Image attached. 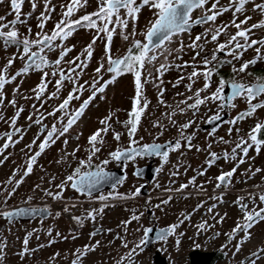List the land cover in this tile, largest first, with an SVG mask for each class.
I'll list each match as a JSON object with an SVG mask.
<instances>
[{
	"label": "snow or ice",
	"instance_id": "6c2138e0",
	"mask_svg": "<svg viewBox=\"0 0 264 264\" xmlns=\"http://www.w3.org/2000/svg\"><path fill=\"white\" fill-rule=\"evenodd\" d=\"M5 0H0V3H4ZM31 4L32 11L29 13L23 14L22 18V6L25 3V0H10V6L12 12L15 14V18L11 21L5 23L6 17L0 16V41L3 42L4 47L15 46L18 49L17 55H13L9 58L6 64L0 68V121H5L8 123L9 131L5 133H0V139H4V143L0 145V155L9 148L19 143L26 132V129L23 127H17V121L19 120L21 113L24 111V106H17L16 96L20 94V85H17L13 89V98L8 100V105L16 109L14 115L10 118H5L3 108L5 107V95L4 88L7 84L12 83L18 77L27 75L30 71H40L42 73L40 83L36 88L31 91L34 93V97L24 96V99L34 98L37 101H40V106L37 107L35 104L33 107V112L27 117L28 121L40 126V131L34 137L31 143L25 146V148L31 152V155H27L26 167L23 171V176L20 179L14 181L15 176L19 169L13 172L12 177H9L7 183L12 184L14 181V187L7 192V196L4 199V204H7V200L15 193L16 188L23 182L24 177L30 175L33 171V166L37 162V158L45 152L47 148L52 146L59 140L61 137H64L70 129L80 120L84 115L85 110L89 107L90 104L96 99L98 94L105 93L106 88L114 84L116 80L124 74H132L133 83L135 87V95L132 98V109L128 112V119L122 121L121 123L127 130V135L129 137V144L126 149L121 150L119 147L109 153L110 157L116 161H133L137 157L147 158V157H158L161 160V166L156 169V172H160L163 168V165L168 162L169 155L172 152H175L181 147H187L189 150L192 149L193 145L191 143L193 136L186 135V130L191 127L193 121L189 120L188 122L178 126L179 135L174 141H167L164 144L155 142L158 137L153 139L152 143H141L143 137L140 140H137L136 133L139 129L141 119L144 116L146 110L150 105V101L145 95V85L151 82L153 87L157 89V101L160 104H165L163 100L164 92L166 89L163 87L162 77L165 72L169 70L173 65L168 63V56L175 52L177 54L184 51L185 47L192 49L195 52L193 60H196V57L200 56L201 52L204 51V47L209 42L216 43V48L213 50L211 57L204 56L202 59V70L196 65H189L188 62H185L183 65H178L177 67H188L192 66L193 70L190 74L187 75L189 81L185 85V88L192 92L193 84L196 79L203 77L204 84L202 88L196 89L191 96H187L184 100L178 101L176 108L171 112L164 113L169 122L173 125H176L177 122L173 119L175 115L184 114L186 110H193V115H196L199 111L201 105L206 104V102H215L221 101L218 105L220 111L216 112L214 115L210 116L206 121L209 124H214L217 121H221V113L225 108H234V100L239 97H244L248 102V108L246 111L239 113L236 117L231 120L225 121L230 125H236L239 121H242L246 118L253 116V114L259 108H264V101L259 103H253L258 97L264 95V77H257V82L251 85H247L243 82H237L234 78L226 81L223 77L220 78L219 84L214 92L210 95L202 96V93L206 92L211 87V78L214 74H217V69L225 62L218 60L217 53L225 52L226 55L232 57V60L227 61V63H232L233 60H240L244 52L248 51L251 48H255V57L251 60L244 61L240 64L239 67H236L233 64L232 72L233 74L245 73L250 65H254L258 60H264V38L259 40L252 39V34L254 30L259 28H264V19L259 20L257 23L251 24L249 27H243L246 25L249 20L252 19L251 16L245 15L243 20H240L237 23L238 15L243 14L246 11V5L249 3L253 4L252 11H259L261 16H264V3H255L254 0H229L227 6H221L220 0H97V10L92 13H86L82 16H79L77 19H72L75 13L85 7L88 3V0H69L65 4H61L62 9L61 19L55 23L54 28L50 33L45 32L46 23L52 18V13L55 11V6L52 5V0H43L44 11L40 12L37 20V28L39 31L36 33V38L31 39L32 29L29 27L27 30V35L21 34L16 28L17 24H27L28 19L36 11L38 3L40 0H29ZM211 4V7L207 5ZM144 7H148L152 11L153 19L149 21V26L144 33L146 42L142 43L140 40L133 39L131 47L123 56L114 57L111 54V44L113 40V35L116 34L117 29H119V34L124 40H128L129 36H136L135 23L138 20L139 14ZM200 9L202 14L193 19L192 13L194 10ZM232 11L233 19L230 23L217 25L215 22L217 18L224 13ZM131 21L133 27L132 31L128 34H125V29L128 28L129 22ZM196 25H208L204 29V32L195 36L190 44L184 45L183 42L180 43V46L176 49L167 48V44H171L173 37L179 35L183 32H190L193 26ZM234 27L236 29L235 33H230L228 29ZM80 28L85 29H94L95 35L93 36L92 41L85 46L72 60H65V57L73 50L74 45L68 46L64 42L73 35L74 32ZM4 29H8L5 31ZM101 34L106 37L107 43L105 44V58L107 60V67L104 63H100L99 66L94 70L95 76L90 82L91 94L80 103L79 107L76 109H71L70 105L72 101H78L81 99L84 91L88 90L86 85H89V81L80 83V77L88 67V63L93 56L94 45L97 39L102 38ZM221 36L225 37L224 42H219ZM210 37V40H209ZM59 41V43H56ZM36 47L38 51H32V48ZM56 48H60L58 57L54 61H50L47 58V52H52ZM22 49V50H21ZM226 50V51H225ZM157 51L164 56L163 63H160L158 67L155 68V75L149 65H153V62L157 60ZM21 59L24 61L23 67L17 70L14 74L10 73V69L13 66L15 59ZM176 59H179L177 55ZM64 65V66H62ZM66 66V67H65ZM46 68H50L51 71H45ZM107 71L111 74L109 79L104 80L103 72ZM252 75V73H248ZM58 77L55 80V90L47 94L46 99L45 93L48 87V84L51 82L49 77ZM185 77L181 75L178 80L173 84V87L179 85ZM101 81H103L101 83ZM65 82H68L72 85L71 90L68 92V95L55 107L52 111L45 112L42 111L44 104L47 100L56 99L60 96L62 89L65 86ZM229 87L230 92L227 95H224L225 88ZM177 95H183V93H177ZM103 95H100V99H104ZM193 101L188 103V101ZM184 105L185 107H180ZM171 108V105H166ZM60 113L58 116L57 114ZM35 116V119L33 117ZM47 117H54L55 121L49 127L44 123ZM113 120V114L109 113L108 116L100 119L99 123L102 127L97 128L88 137V144L90 146L89 155L87 160H80L79 166L75 168L72 174L68 175L61 184L56 185V188L59 191L53 193L45 189V195L51 196L54 200H59L62 198L63 191L65 186L71 182V187L74 190H77L81 193H88L91 195L92 191L96 189L100 184L108 182L111 177L104 168L100 165H95V171L83 172L82 168L93 167L92 159L97 152L100 151V148L97 146L104 143V135H106L111 129ZM31 126V125H29ZM153 127H159L162 129L164 126L160 124L159 121L153 123ZM219 125L217 124L209 132V136H214L215 132ZM232 128H229V135H231ZM239 133V129H236ZM264 122H257L254 127H252L247 135V138L240 137L235 142H230L225 140L224 137H219L218 141L220 143L229 144L233 143L234 146L231 148V151L225 149L222 153H217L211 151V144L208 145L209 151L206 158V164L210 168L218 160L223 159L227 162H235V166L230 170L224 171L221 170L220 174L215 177L216 185L215 189H220L221 187L226 190L231 186L233 182V177L237 171L239 165L246 162L248 158V152L250 149L254 148L256 153L259 154L262 147H264ZM162 134V132L160 133ZM122 133L113 130V139L117 142L120 141ZM43 136L41 140L40 137ZM14 137H17L14 139ZM79 138V135L76 137ZM38 144V150L34 152L33 147ZM183 141V144H182ZM64 144H68V140H64ZM79 150V146L73 150L72 153L65 152L64 156L72 155L75 156L76 152ZM197 151H201L199 147L196 148ZM64 157H62L63 159ZM6 160L7 157H4ZM4 161L0 160V164ZM60 161H57L59 163ZM108 160H104L101 163L103 165L108 164ZM177 171L173 175H178V169L180 167L179 163L175 166ZM251 173V176H255L256 173L262 171L260 168H256L254 171L250 167L246 170ZM206 169L200 171L198 174L203 176L205 175ZM140 172H134V175H139ZM251 176L249 178H251ZM52 179H55L54 177ZM196 177L189 179L187 184H181L179 188L171 189L167 188V192H184L190 185H195ZM52 180L49 181L51 183ZM122 179H116L113 182V188L116 185L121 184ZM158 186V185H157ZM198 191L205 192L203 184L196 186ZM255 187L260 188V185ZM143 185L136 188L134 191H131L127 194H112L109 196L100 195L99 200L107 201L108 199H135L141 195V189ZM214 189V191H215ZM224 193L219 195H214L209 197V199L215 200L218 203L224 202ZM258 197V200L261 204H264V191L259 193H248L247 197L238 196L233 202L242 212V221L241 219L237 220L235 227L232 228L231 232L224 233L227 237L226 243L221 246L222 250L228 248L231 242L236 239L238 233H243L242 238L237 240L234 246L233 255H236L242 250V246L245 242L251 239L252 229L257 223L264 221V207L254 206L251 209L249 208V203L245 202L246 199L255 204V200ZM172 196L169 195L167 199H162L160 204L155 205L154 207L160 208L161 205H167L171 200ZM29 200L32 198L29 197ZM27 203V202H25ZM75 205H73L74 207ZM108 204H103L98 209H91L87 211L86 215L83 217H73L77 223L83 224L85 219L95 220L97 216L101 215ZM203 206V203L197 205V209ZM217 207V204H212L207 211L209 213L213 212V209ZM194 209L193 211H195ZM49 208L45 206L44 208L37 207H19L14 210H4L0 211V217L9 219L10 221L15 217L23 216H36L40 214H47ZM64 211H68V208L65 207ZM59 216V213L56 214ZM135 213L133 210L132 215L128 220L122 221L121 224L127 231L128 226L133 221H139L140 216ZM191 213L184 214L183 218H178V222L172 225H169L167 228H161L156 232L155 239L159 241H166L170 236L176 234V230L184 223L185 220H190ZM220 216L216 223H221L226 217ZM216 216H219V213H215L213 219ZM215 225H209L207 221H202L196 225L198 234L208 229L214 227ZM140 229H137L139 231ZM35 231V230H34ZM102 229H98L89 234L90 239L99 234ZM108 231H111L110 229ZM153 231L151 228L143 229V237L135 244L133 248L129 250L126 256H122L116 264H123L125 259L128 260L129 264H133V255L137 253V249L143 250V246L150 243L149 234ZM52 230H48V234L51 235ZM33 233H28L24 238V248L21 250V257L26 254H31L35 249H29V239ZM57 237L61 234L57 233ZM180 236H183L184 233H180ZM216 236L221 235V233H215ZM38 238V237H37ZM67 239V237H63ZM75 238V237H73ZM120 238L122 241V247L128 248L129 242L123 237ZM55 242L50 240L49 244ZM180 240H176V244L179 245ZM100 246V241H96L94 244H86L83 248L76 249L73 253L74 259L71 264H82L83 258L92 251H95L97 247ZM6 244L3 241H0V260L3 259V252ZM40 247H43L41 245ZM196 248H199L200 245H195ZM261 254H264V247L257 248L256 251L250 254V264H257V261L261 258ZM59 253L54 254L51 258L55 260L56 256ZM255 257V259H252ZM241 264H245V261H241Z\"/></svg>",
	"mask_w": 264,
	"mask_h": 264
},
{
	"label": "rangeland",
	"instance_id": "374dc122",
	"mask_svg": "<svg viewBox=\"0 0 264 264\" xmlns=\"http://www.w3.org/2000/svg\"><path fill=\"white\" fill-rule=\"evenodd\" d=\"M68 2L69 0H52V5L55 6V11L52 13V18L45 25V32L50 33L54 28L55 23L61 19L62 9L60 5H66ZM228 2L229 0H220L221 6H227ZM254 2L264 3V0H254ZM0 7V11L1 9L5 11L8 7L10 8V6L6 5V3H2ZM97 7V0H88L87 5L79 9L72 19H77L79 16H82L86 13H92L97 10ZM207 7H211V4L207 5ZM252 8V3L247 4L246 11L243 14L238 15L237 23L240 20H243L245 15L252 17V19L249 20L246 25H243L245 28L249 27L251 24L257 23L261 19H264V16H261L259 11L253 12ZM31 11L32 9L29 0H25V3L22 6V18L23 14L29 13ZM42 11H44L43 0H40L36 11L28 19L27 24H18L20 28L17 29L21 34L27 35V30L30 27L32 29L30 38H36V33L39 31L37 28V24L39 22L37 17ZM9 16L11 18L15 17V14L12 12V10H10ZM152 19V11L149 10L148 7H144L135 23V29L137 33L135 37L129 36L128 40H124L119 34V29H117L116 34L113 35L111 54L114 57H117L123 53V50L132 42L133 39L142 35L145 29L149 26V21ZM232 19L233 13L232 11H228L219 16L215 23L217 25L227 24L230 23ZM132 27L133 25L130 21L128 28L125 29V34L130 33L132 31ZM207 27L208 25H206L205 28ZM228 31L230 33H235L236 29L234 27H230ZM94 35V29L80 28L74 32L73 35L64 42L68 46H75L73 50L65 57V60H72L73 57L80 53L81 50L92 41ZM101 37L102 38L97 39L94 45L93 56L88 63V67L84 69L80 77V83L89 81V85H86L88 90L84 91L80 100H74L71 102L70 108L73 110L78 108L80 103H82L84 99H87V97L91 94L90 82L95 76L94 70L99 66L100 63H104L105 67H107V60L105 58V44L107 43V40L103 34H101ZM194 38L195 37L192 35H185L184 38L180 40L183 41L184 45H188ZM251 38L257 40L264 38V28L254 30ZM180 40L174 39L171 44L166 45L167 48H178L181 43ZM224 40V36L219 38V42H224ZM56 43H59V41H56ZM208 45L209 44H207V46ZM215 48L216 45H211L208 48L206 47V49L211 50H214ZM59 52L60 48H56L55 52H49L47 54L49 60H55L58 57ZM204 52L205 50L202 52V56L200 55L196 57V60L194 61L193 56L195 55V52L192 49L185 47L184 51L179 54L172 52V54L168 56V63L172 65L174 63L177 65H183L185 62H188L189 65H196L200 67ZM262 52H264V49H262ZM156 55L158 58L155 62H153L154 66H148L151 69L154 68V75L155 68L158 67L160 63L165 62L164 56L161 55L159 51H157ZM177 55H180L179 59H176ZM255 55V48H251L244 52L240 60H233L232 63H227V61L232 60V57L226 55V57L223 58V61L225 62L222 64V67L223 69H230L231 72L228 79L231 80L234 78L237 82L243 83L254 81V78L251 75H248L247 71L245 73L233 74L232 67L233 64L236 67H239L242 61L244 62L251 60L255 57ZM255 65H264V60H258ZM191 67L192 66L180 67L179 71H174L170 69V67L169 70L164 73L162 77L163 87L166 90H169L168 93L166 92V94L163 96L165 104L158 103V93L157 89L154 87V94L149 97V101L151 103L145 112L146 114L141 119L139 126L140 129H144V122L149 120H153L154 122L158 121V118H160L161 114L171 112L173 109H175L178 101L184 100L187 96H191L196 89L203 87L204 79L201 76L197 78L193 84L192 92H189L187 89H173V84L181 75L185 77L183 81L189 83L187 75L192 72L193 69ZM45 71H51V69L46 68ZM41 75L42 73L40 71H30L27 75L20 77L19 83H11L6 94L7 99H5V102L7 103L8 100L13 98V89L16 88L17 85L21 84L20 94L16 96V100L17 106H24V111L21 113L16 126L23 127L26 129V132L24 133L23 139L19 143L7 148L3 154L0 155V160L4 161L2 164H0V211L10 210L12 207L18 205H26L29 207L45 205L52 209L53 214L48 220H45L41 223L27 220L19 225L7 226L4 220H2L1 223L3 225L5 224L6 226L3 227L0 224V241H3L6 244V247L4 248L3 259L0 260V264H71L72 260L74 259L73 253L76 251V249L83 248V246L86 244H94L96 241H100V246L97 247L95 251L89 252L83 258L82 264H116V262L120 260L122 256H126L129 250L133 248L135 244L143 237V229L145 226H147L145 210L141 209L143 205L142 201L145 200V197L136 200V202L134 200H121L103 203L104 201L99 200V196L84 200L75 195L71 196V189L69 187L70 182L65 186L62 198L59 200H54L51 196L45 195L44 190L47 189L53 193L59 191V189L56 188V185L61 184V182L71 174L72 169L79 166L80 160H87L90 149L88 137L93 132H95L97 128L102 127V125L99 123L100 119L108 116L109 113H112L113 120L111 121V124L113 122L117 124V120H120L126 116V112L129 109L130 98L133 97L135 91L133 76H120L114 84H111L106 88L105 93L97 95L96 99L85 110L84 115L80 118L77 124L74 125L64 137H61L59 140H57L55 144L47 148L45 152L37 158V162L33 166L32 173L27 177H24L23 182L19 185V187L16 188L15 193L7 200V204L5 205L4 199L7 196V192L10 191L12 187H14V181L20 179V177L23 176V171L26 167L27 155L32 154L25 148V146L31 143L34 137H36L40 131L39 125L31 123L27 119L29 114L33 112L32 106L35 104L37 107H39L40 101H37L34 98L24 99L23 97H34V93L31 90L36 88V86L40 83ZM109 77L110 75L104 71V80L109 79ZM57 78L58 77H49L51 82L48 84L45 97L42 99H46L47 94L55 90V80ZM211 80L218 84L220 77L218 74H214ZM102 82L103 81H101V83ZM148 85L153 84L149 82ZM148 85V88L146 89H149ZM71 87L72 85L70 83L65 82V86L62 89L60 96L56 99L47 100L42 111H52L53 107L58 105L68 95ZM215 88L216 87L211 84V87L206 92L202 93V96L210 95L209 91L215 90ZM177 93H183V95H177ZM100 95H103L105 98L100 99ZM263 97L264 95L258 97L253 101V103H259L263 100ZM215 102H206V104L203 106V111H209L214 106ZM234 103L235 107L232 108L230 112L233 118L236 117L235 115L238 112L246 111L248 108V102L243 96L235 99ZM166 105H171L172 107L169 108ZM180 107H184V105H180ZM15 111L16 109L10 106L9 118L14 115ZM263 114L264 108H259L253 114V116L239 121L236 125L233 126L227 124L222 128L218 135L222 134L224 139L230 142H235L240 137L247 138L249 133L248 129L254 127L258 121L261 122L263 119ZM57 115L59 116L60 113ZM33 119H35V116ZM54 121V117H47L44 123L50 127ZM230 127L233 129L231 135H229L228 131ZM236 129H239V133H237ZM161 132L162 134H160ZM142 133L143 134L140 137L143 138L148 137V134H150L152 138L158 137V139L168 136L166 130L163 129L162 131V129L159 127L154 128L153 132L143 130ZM77 135H79L78 139L76 138ZM106 135H104V143L97 145L100 148V151L97 152L93 157L91 162L92 164H101V161L104 160L110 161L108 154L110 150L115 147L117 142L108 140ZM40 139L42 140L43 136H41ZM65 139L68 140L67 145L64 144ZM38 144L39 141H37V145L33 147V152L38 150ZM77 146H79V150L76 152L75 156H64L65 152L72 153L73 150L77 148ZM216 146L218 147H215V149L218 148L222 152L225 149L228 150V144L219 142ZM4 157H7V159L5 160ZM62 157L64 158L62 159ZM57 161L60 162L57 163ZM263 163L264 162H260L259 154H257L255 149L252 148L248 152V158L246 159V162L239 168L238 171H236V176L243 174L249 178L251 173L247 172L246 170L250 167L253 171L256 168L264 167ZM106 165H110V163L108 162ZM17 169H19V171L17 172L13 183L8 184L7 181L9 177H12L13 172ZM53 177L55 179H52ZM258 177L259 173H256L255 176H251L249 179H259ZM50 180H52L51 183H49ZM135 186V179H127L121 183L120 188L116 192L127 194L131 191H134ZM29 197L32 199L29 200ZM103 204H108L109 206L106 207L103 213L97 216L94 221L85 219L83 221V223H85V226H83L84 228H81L82 224L80 223L78 224L81 226L75 227L74 223H77V221L74 220L73 217H83L86 215L87 211L91 209H98ZM73 205L75 206L73 207ZM65 207L68 208V211H64ZM133 210H135L137 215H140L141 213H143V215L140 216L139 221H133L125 232L121 222L128 220L132 215ZM57 213H59V216L56 215ZM157 214L160 217L166 216L164 205H161ZM196 216L197 219L203 221L208 218V214L203 216L198 214ZM158 221L163 223L161 219H158ZM225 223L226 222H223V224H219V227L214 226L207 231H204V236L202 237H199L196 234V238L188 240L186 243H184L186 246L185 248H176V244L174 243L175 239L172 238L169 239L168 242L166 241L165 243H161V245H159L161 247L160 249L164 250V254L169 257L170 264H188V253L193 251V249L196 248L195 245L197 244L200 245V247L197 249L201 250V252H213L218 250V252L221 253L224 258L219 260L217 264H234L236 261H240L249 249H253L256 247V245H259L258 241L261 239V236H257V231L256 234H253L252 232L253 236L251 237H253V239L249 242V244H247L248 246L243 244L242 250L236 255H233L234 246L237 241L231 243L226 249L222 250L221 248V246L226 243L224 238V233H227L225 232V229H227L225 227ZM91 224H99L101 227L106 229L103 233L98 234L90 239L89 234L91 233L90 230L92 228H89V226ZM256 225L258 226V224ZM191 227L196 226L193 224ZM191 227L188 226V230H190ZM254 228L256 227L254 226ZM49 229L52 230L51 235L48 234ZM109 229L111 231H108ZM137 229L140 230L137 231ZM218 229L221 232V237L213 236ZM228 232H231V230L229 229ZM28 233H33L29 239L28 248L35 249V251L31 252V254H26L25 256L21 257L20 252L24 248L23 241ZM57 233H60L61 235L57 237ZM193 233L198 232L197 230L190 232V234ZM63 237H67V239H64ZM117 237H123L126 239L129 242L128 248L122 247V241ZM50 240H54L55 242L49 244ZM41 245H43V247H40ZM149 247V245L143 246L142 251L137 249V253L133 255V264H155V255L158 252L156 251L154 256L151 258L152 252L149 250ZM56 253H59V255L56 256L55 260H52L51 258ZM184 254L186 255V263H184L185 261L183 260ZM177 255H180L181 258H177ZM123 264H129L128 260L125 259Z\"/></svg>",
	"mask_w": 264,
	"mask_h": 264
},
{
	"label": "flooded vegetation",
	"instance_id": "af4514ba",
	"mask_svg": "<svg viewBox=\"0 0 264 264\" xmlns=\"http://www.w3.org/2000/svg\"><path fill=\"white\" fill-rule=\"evenodd\" d=\"M4 3H6V5L10 6V0H5ZM1 4L2 3H0V5ZM10 10H11V6H10V8L8 7L5 11L2 9L0 11V16L6 17V20L4 21L5 23H7L8 21H11L15 18V17L11 18L9 16ZM201 14H202V11L200 9H196L193 11L192 17H193V19H195V18L199 17ZM205 27H206V25L193 26L190 32L180 33L179 35L174 36L173 40L174 39L180 40V39L184 38L185 35L186 36L192 35L193 37H195L196 35L203 33ZM16 28H20L18 24L16 25ZM146 29L142 33V35L139 37H136L135 40H140L142 43L146 42L145 36H144ZM4 30L7 31L8 29H4ZM209 40H210V37H209ZM180 42H183V41L180 40ZM131 44H132V42L123 50V53H121L119 56H123L127 52V50L131 47ZM207 44H209V45L207 46ZM207 44L204 47L205 52L203 54V57L208 56L210 58L213 50L206 49V47L208 48L211 45L214 46V45H216V43L209 42ZM32 51H38V49L36 47H33ZM52 52H55V50ZM48 53L49 52H47V54ZM14 54L17 55V57L19 55L18 49L15 46H9V47L5 48L3 42L0 41V68H2L6 64L7 60L9 58H11ZM200 55L202 56V52ZM217 56H218V60H222V61H223V58L226 57V55L222 56V55H219V53H217ZM179 57H180V55H179ZM219 57H221V58H219ZM47 58H48V56H47ZM52 61H54V60H52ZM23 64H24V61H22L21 59H19V58L15 59L13 66L10 69V73L14 74L17 70H19L21 67H23ZM153 66H154V64H153ZM177 66L178 65L174 63L170 69H172L174 71H179L180 67H177ZM200 67L202 68V62H201ZM192 69H190V70H192ZM218 69H217V74H218ZM228 70L230 71V69H228ZM152 71H154V68L152 69ZM107 74L111 76L110 73L107 72ZM124 75H130L131 76L132 74L128 73V74H124ZM19 80H20V77H18L12 83H16V82L19 83ZM228 80L229 79H226V81H228ZM256 82L257 81L254 80L252 82L251 81L246 82L245 84L249 85L251 83H256ZM186 84H188V83H186V81H181L179 83V85L176 87H173V89L179 88L182 90H186V88H185ZM211 84H213L217 88L219 82H218V84H216L214 81L211 80ZM10 85H11V83L7 84L4 88V95L5 96L7 94L8 89L10 88ZM147 85L148 84L145 85V90H146L145 95L147 96V98L149 100V97L154 94V91H153L154 87H153V85H148L149 89H146V88H148ZM20 86H21V84H20ZM216 88H215V90H216ZM215 90L209 91V93L211 94ZM168 91L169 90H166L164 92V94H166V92L168 93ZM134 95H135V91H134L133 97H134ZM133 97L130 98L129 109L126 112V116L120 120H117L116 121V122H118L117 124L113 122L112 123V129L106 135L108 140L113 141V142H117L113 139V130L122 133L120 141L117 142L115 147L112 148L110 150V152L115 151L118 147L121 150L126 149L128 147L129 137L127 135V130L125 129V127L123 126V124L121 122L128 119L127 114L132 109V98ZM6 99H7V96H6ZM192 102L193 101H191V100L188 101V103H192ZM220 103H221V101H216L214 106L207 112L203 111L204 105H201L199 108V111L196 115H193V110H186L184 114H179V112H178L177 115H175L173 117V119L177 122L176 125L171 124L169 122V120L166 118V116L161 114L160 118H158V121L160 122L161 125L164 126L163 129L166 130L168 136H166L165 138L156 139L155 142L163 144L167 141H174L179 135L178 126L188 122L189 120H191V121H193V123H192L191 127L186 130V135H192L193 136L192 141H191L193 147L191 150H189L187 147H181V149L170 153L168 162L163 165V168L160 172H156V169L161 166V160L158 157H147V158L137 157L133 161H127V160L116 161V160H113L109 154H108V157L110 159V161H109L110 165H103L102 163L101 164H92L93 167H91V168L85 167L84 169H81V171H82V173L88 172V171L93 170L95 168V165H100L101 167L104 168V170H118L120 173H123L124 176L121 178V179H124L123 182L127 179H135L136 186L134 187V190L136 188L140 187L141 185H143V189L146 190V193L145 194L141 193V195L136 197L135 199H128V200H131V201L134 200L136 202V200H138L142 197L143 198L145 197L144 198L145 200L142 201L143 205L141 208V209L145 210V216H146V221H147V226H145L144 228H155L158 231L161 228H167L169 225L177 223L178 218L182 219L184 214L191 213L192 215H191L190 220H185L184 223L181 224L180 227L176 230V234L173 236H170L166 240L168 242L169 239L173 238V239H175L174 243L176 244V240L179 239L180 240L179 245L176 244V248H178V249H181L182 247L185 248L186 246L184 243H186L188 240H192V239L196 238V234L199 237L204 236V232H201L199 234L198 233L190 234V232H192L193 230L194 231L197 230L196 227H191V225L194 224L196 226L203 221V220L197 219L196 215H198V214L200 216L208 214V218L205 221H207V223L209 225H215L216 227L217 226L219 227L221 225V223L223 224V222H226L225 227L227 229H225L226 230L225 232L229 233L228 230L229 229L232 230V228L235 227L238 219H241V221H242V212L233 203L236 200V198L238 196L247 197L248 193H259L261 191H264V167L258 166L260 169H262V171L259 172V177H258L259 179H249L243 174L236 176V173H235V175L233 177V182L227 190L223 187H221L220 189H215V185H216L215 177H217L220 174L221 170L227 171V170H230L231 168H233L235 166V162H227L226 163L223 159L218 160L210 168L206 164V158H207V154L209 151V148H208L209 144H211V149H210L211 151H215L217 153H222V151L220 149H218V148H216L217 150L215 149V147H218V146H216L217 143H219L218 138L224 137L222 134H220V135H218V134L224 126L229 124V123H226L225 121L231 120L233 118L231 116V113H230L232 108H225L223 110V112L221 113V115H223L224 113H228V118H226L223 122H221L219 124V127L217 128L214 136H209V132L212 129L203 128V126L205 124H207L206 121L208 120V118L210 116H212L216 112L220 111V109L218 108V105ZM9 108H10V105H8V103L5 102V107L2 110L4 112L6 120H7V118H9ZM242 112H244V111H242ZM239 113H241V112H238L235 116H237ZM261 122H264V114H263V119ZM153 123H154L153 120H149L147 122H144V126H143L144 129H140V127H139L135 138L137 140H140V138H141L140 136L143 134L142 133L143 130L153 132V129L157 128V127H153ZM19 127H21V126H19ZM7 131H9L8 123H6L5 121H0V133H5ZM248 131H250V128L248 129ZM262 137H264V133H262ZM14 139H16V137H14ZM153 139L154 138H152V136H150V134H148V137L143 138L141 143H152ZM3 143H4V139H0V145H2ZM182 144H183V141H182ZM233 146H234L233 143L228 144V151H231V148ZM197 147H199L202 150L197 151L196 150ZM259 157H260V162H264L263 161L264 160V147H262L261 151L259 152ZM178 163L180 165V167L178 169L179 174L173 175V173L177 171V168L175 166ZM243 164L239 165V167L237 168V171L239 170V168ZM74 168L72 169L71 174H72ZM205 169H206L205 175L201 176L198 174L200 171H203ZM137 171H139L140 174L134 175V172H137ZM192 177H196L195 185H190L187 189L184 190V192H167V191H165V189H167V188L175 189V188H179V186L181 184H187L189 179ZM201 184H203L204 188L206 189V191L203 193L198 191V189L196 187V186H199ZM120 185L121 184H118L115 186V188H111L109 190H105V191H102L100 193H95V194H91V195L86 194V193H81L77 190H74L71 187V182L69 184V187L71 189V193H70L71 196L75 195V196L80 197L81 199L85 200L87 198L88 199L94 198V197H98L100 195L109 196L110 193H112L114 195V194L118 193L116 191L120 188ZM256 185H260L261 187L257 188V187H255ZM214 189H215V191H214ZM220 193H224V197H223L224 202L223 203H218L215 200L209 199V197H212L214 195H219ZM169 195H171L173 198L167 205H164L166 216L160 217L157 214L159 208H156L154 206L157 204H160L162 199H167ZM121 200H124V199H111L110 198L107 201H104L103 203L121 201ZM245 202L249 203L250 209L254 206L264 207V204H261L259 202L258 197L255 200V204H253L251 201H249L247 199ZM201 203H203V206L200 207L199 209H197V205L201 204ZM214 203L217 204V207L215 209H213L212 213H209L207 211V209ZM36 207L37 208H44L45 205H38ZM194 209H196V210L193 211ZM215 213H219V216H216L215 219H213V216ZM225 213L227 215H226L225 219L223 220V222L216 223V220H218L220 216H224ZM52 214H53V211L51 208H49V211L45 217L38 216V217L34 218L32 221H37V223H41L45 220H48L52 216ZM158 219H161L163 221V223H160L158 221ZM2 220H4V222L7 226L19 225L22 222L27 221V220H17V219H12L10 221L9 219H6L4 217H0V224L3 227L6 225L5 224L3 225L1 223ZM257 224H258V226L255 225L256 228L253 227L252 229H250V232H251V236H253L252 232H253V234L254 233L256 234V231L258 232L257 236L258 235L261 236V239L258 241L259 245H256V247L253 249H249L246 252V254L243 256V258L240 261H236L234 264H241V261H245V264H250V259H249L250 254L252 252L256 251L257 248L264 247V221H261ZM74 225H75V227L81 226L78 223H74ZM83 226H85V223L82 224L81 228H84ZM188 226L191 227L190 230H188ZM89 228H92L90 230L91 233L94 231H97L98 229H102V231H100L99 234L103 233L104 230L106 229L104 227H101L99 224H91L89 226ZM157 231H155V232H157ZM217 232L221 233L219 229L216 231V233ZM180 233H184V235L180 236L179 235ZM213 236H216V235H213ZM242 236H243V233L241 232V233H238L236 238L240 239V238H242ZM216 237H221V235L216 236ZM224 238L226 241L227 237L225 235H224ZM237 239H234L231 243L236 242ZM252 239H253V237H251V239L249 241L245 242L244 244H246V245L249 244V242ZM166 241H159V240L154 239L149 245L150 246L149 250H151V252H152L151 258L154 256V253L157 251V252H159V255H161V257L165 259L166 263L170 264L169 263V257H167L164 254V250H161L160 249L161 247L159 246V245H161V243H165ZM157 246H159V247L156 248ZM196 249L197 248H195L193 250H196ZM197 250H199V249H197ZM199 251L201 252V250H199ZM214 252H215V256L212 258L210 264H217L219 260H222L224 258L221 255V253L218 252V250H216ZM177 258L180 259L181 256L177 255ZM188 258H189V253H188ZM252 259H255V257H252ZM183 260L184 261L186 260L185 254L183 255ZM184 263H186V261ZM257 264H264V254H261V258L257 261Z\"/></svg>",
	"mask_w": 264,
	"mask_h": 264
},
{
	"label": "water",
	"instance_id": "95a60500",
	"mask_svg": "<svg viewBox=\"0 0 264 264\" xmlns=\"http://www.w3.org/2000/svg\"><path fill=\"white\" fill-rule=\"evenodd\" d=\"M219 55H222V56H225V52H220ZM251 84H254V83H251ZM249 84V85H251ZM228 92H230V88L226 86L225 88V91H224V95H227ZM226 118H228V113H224L223 115H221V121H217L215 122L214 124H205L203 126V128H210V129H213V127H215L217 124L219 125L221 122H223ZM164 144V143H163ZM96 169L94 168L93 170L91 171H95ZM105 172H107L109 174V176L111 177V179L106 182V183H102L100 184L96 189H94L92 191L91 194H95V193H100L102 191H105V190H109L111 188H113V182L116 180V179H121L124 174L123 173H120L118 170H105ZM124 180V179H122ZM141 193H146V190L145 189H141ZM88 194V193H86ZM19 207H29V206H26V205H18V206H15V207H12L10 210H14L16 208H19ZM149 212V211H148ZM47 214H40V215H36V216H23V217H15L13 219H17V220H33L34 218L38 217V216H42V217H45ZM153 229V231L149 234V238H150V243L155 239V235H156V232L157 231L155 228H151ZM150 243L146 244L147 245H150ZM215 256V252H200L199 250H193L189 253V263L188 264H210L212 258ZM155 264H167L165 259L161 257V255H159V252L155 255V261H154Z\"/></svg>",
	"mask_w": 264,
	"mask_h": 264
},
{
	"label": "trees",
	"instance_id": "16d2710c",
	"mask_svg": "<svg viewBox=\"0 0 264 264\" xmlns=\"http://www.w3.org/2000/svg\"><path fill=\"white\" fill-rule=\"evenodd\" d=\"M243 61L240 63L242 64ZM247 72L252 73V77L255 81H257V77H264V65H250V67L247 69ZM230 71L226 68L223 69L222 65L218 69V75L219 77H223L225 80L229 78ZM264 101V97L263 100Z\"/></svg>",
	"mask_w": 264,
	"mask_h": 264
},
{
	"label": "bare ground",
	"instance_id": "6f19581e",
	"mask_svg": "<svg viewBox=\"0 0 264 264\" xmlns=\"http://www.w3.org/2000/svg\"><path fill=\"white\" fill-rule=\"evenodd\" d=\"M57 208V207H56ZM67 219V218H66Z\"/></svg>",
	"mask_w": 264,
	"mask_h": 264
}]
</instances>
